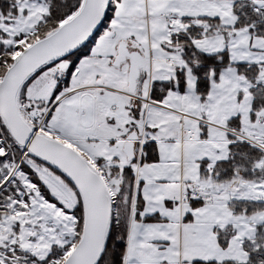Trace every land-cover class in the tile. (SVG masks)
Wrapping results in <instances>:
<instances>
[{
    "label": "snow or ice",
    "instance_id": "snow-or-ice-1",
    "mask_svg": "<svg viewBox=\"0 0 264 264\" xmlns=\"http://www.w3.org/2000/svg\"><path fill=\"white\" fill-rule=\"evenodd\" d=\"M262 21L264 0H0V264H250L264 207L230 202L264 201V154L215 169L264 153Z\"/></svg>",
    "mask_w": 264,
    "mask_h": 264
},
{
    "label": "trees",
    "instance_id": "trees-1",
    "mask_svg": "<svg viewBox=\"0 0 264 264\" xmlns=\"http://www.w3.org/2000/svg\"><path fill=\"white\" fill-rule=\"evenodd\" d=\"M243 10L248 13V16L251 19H259V17L254 12H252V8L249 7L247 3H245V8ZM258 29H264V21H262L258 25ZM230 147L232 149V154L230 155L229 159L217 162L215 169L216 172L219 173L217 179L223 180L230 178L233 174V168L236 167L240 168L242 175L246 177L252 176L253 170L251 168V165L253 159L259 158V156L264 153H261L259 149L251 146L246 141L237 142ZM203 171L206 173V169H203ZM230 204H232L237 211H239L243 206H247L249 211L254 207H264V205L245 200H233L230 202ZM258 235H264V231H261L260 233H258ZM258 257L264 259V250H262L260 253H253L250 257V264H256V260ZM209 264H214V262H209Z\"/></svg>",
    "mask_w": 264,
    "mask_h": 264
},
{
    "label": "rangeland",
    "instance_id": "rangeland-1",
    "mask_svg": "<svg viewBox=\"0 0 264 264\" xmlns=\"http://www.w3.org/2000/svg\"><path fill=\"white\" fill-rule=\"evenodd\" d=\"M239 200H243V199H239ZM245 201H247V200H245ZM252 202H255V203H257V204L264 205V201H252Z\"/></svg>",
    "mask_w": 264,
    "mask_h": 264
}]
</instances>
